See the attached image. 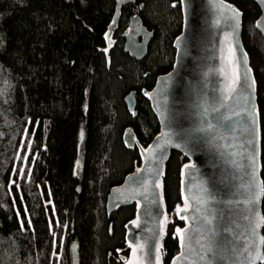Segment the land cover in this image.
<instances>
[{
	"label": "trees",
	"instance_id": "1",
	"mask_svg": "<svg viewBox=\"0 0 264 264\" xmlns=\"http://www.w3.org/2000/svg\"><path fill=\"white\" fill-rule=\"evenodd\" d=\"M178 1L137 0L153 33L139 60L124 50L133 4L123 6L108 53L116 0H0V264H126L125 225L136 208L108 214L107 197L140 165L125 133L134 130L146 146L160 131L143 90L174 66L183 28ZM228 1L244 13L243 40L258 81L264 179V37L255 27L261 12L252 0ZM186 162L173 151L164 177L173 215L165 264L180 250L176 228L183 222L174 213Z\"/></svg>",
	"mask_w": 264,
	"mask_h": 264
},
{
	"label": "water",
	"instance_id": "2",
	"mask_svg": "<svg viewBox=\"0 0 264 264\" xmlns=\"http://www.w3.org/2000/svg\"><path fill=\"white\" fill-rule=\"evenodd\" d=\"M252 1L261 12L255 27L264 37V0ZM178 2L183 28L174 41V66L157 78L152 89L143 90L159 120L160 131L146 146L134 130L125 133V144L139 149L140 165L111 188L106 209L112 214L135 205V215L125 225L130 249L129 256L123 257L126 264L130 260L133 264H156L154 246H159V264H165L163 241L169 213L164 177L172 152H180L187 162L181 169L179 205L184 206L187 196L191 206L179 215L175 209L177 219L183 222L177 228L188 231L184 245L179 241L180 250L169 264H264V244L259 242L264 226L256 229L257 235L252 232L255 214L264 217V194L255 205L246 203L257 195V189L250 187L253 153L257 181L264 179L258 81L243 40L244 13L228 0ZM128 4H134L135 12L123 33L124 50L141 60L148 53L153 33L142 24L140 10L144 3L138 5L137 0H116V11L105 35L106 50L109 53L113 47L122 8ZM233 13L238 15L233 18ZM134 26L135 31H131ZM230 49L235 51L236 63ZM127 101L134 111L136 104L130 98ZM169 139L171 143H165ZM156 182L162 187L156 188ZM165 215L167 222L162 224ZM205 218L212 223L206 224ZM160 228L163 230L155 235ZM140 244L145 247L140 249ZM209 245L211 251L207 250Z\"/></svg>",
	"mask_w": 264,
	"mask_h": 264
},
{
	"label": "snow or ice",
	"instance_id": "3",
	"mask_svg": "<svg viewBox=\"0 0 264 264\" xmlns=\"http://www.w3.org/2000/svg\"><path fill=\"white\" fill-rule=\"evenodd\" d=\"M181 2H184V0H181ZM174 6H175V5H174ZM237 15H238V13H233V18H235ZM258 23H259V22H258ZM237 26H238V24H237ZM230 52H231V55H232V57H233V61H232V62H233V63H236V61H235V51H234L233 49H230ZM244 55H246V54H244ZM238 68H239V64L237 63V66H236V78H237V81L240 80V76H239ZM246 71H250V69H246ZM232 91H235V89H232ZM211 127H212V126L209 125V128H211ZM81 135L83 136V133H81ZM164 135H165V136H168L169 134H168V133H165ZM165 143H171V140H170V139H169V140H166ZM249 143H252V142L249 141ZM176 146L179 147L180 145L177 144ZM158 147H163V146L158 145ZM251 159H252V169H253V171H252V173H251L250 187H255V188L257 189V195L254 196V197L252 198V200L247 201L246 203H250V204H252V205H255L256 200L260 197V195L264 194V182H258V181H257L256 171H255L256 163H255V154H254V153H253ZM188 167H190V166H189V165H185V168H188ZM155 187H156V188H160V187H162V185H161L160 182H156V183H155ZM190 206H191V205L189 204V199H188L187 196H185V197H184V206H183V207H181L180 205H177V206H176V212H177V215H179L181 212H187L188 209L190 208ZM197 211H199V209H197ZM255 216H256V223H255L254 226L252 227V232H253L254 235H257L256 229L259 228V227L264 226V217L260 216L259 213H256ZM180 219H182V220H187L188 217H187V216H180ZM193 219H195V217H193ZM166 222H167V217H166V215H165V219H164V221H162L161 223L163 224V223H166ZM205 223H206V224H211L212 221H210V220H206V218H205ZM162 230H163V229L160 228L159 231H157V232L155 233V235H159V232L162 231ZM187 231H188L187 229H180V228H177V229H176V235H177V237L179 238V241H180V243H181L182 246L184 245V242H185V233H186ZM193 231H199V229H195V230H193ZM211 231H212V230L209 229V232H211ZM213 235H214V233H213ZM189 239H191V237H189ZM259 242H260L261 244H264V236L259 237ZM138 247H139L140 249H143V248L145 247V244H140V245H138ZM154 247H155L156 264H159V256H160V254H159V246H154ZM73 248H75V245H73ZM207 250H208V251H211V250H212V248H211L210 245L208 246ZM133 254L135 255V249H134V251H133ZM182 255H183V254H182ZM257 258H259V257H257ZM201 259H205V257H201ZM128 264H133V261H131V260L128 261ZM150 264H151V262H150Z\"/></svg>",
	"mask_w": 264,
	"mask_h": 264
},
{
	"label": "rangeland",
	"instance_id": "4",
	"mask_svg": "<svg viewBox=\"0 0 264 264\" xmlns=\"http://www.w3.org/2000/svg\"><path fill=\"white\" fill-rule=\"evenodd\" d=\"M132 28H134V30H135V29H136V26L131 27V29H132ZM79 157H80V156H79ZM80 162H81V157H80L79 161L76 163L77 170H78L79 167H80ZM174 214H175V213H174ZM172 216H173V215H171V216L169 215V220L172 219Z\"/></svg>",
	"mask_w": 264,
	"mask_h": 264
},
{
	"label": "bare ground",
	"instance_id": "5",
	"mask_svg": "<svg viewBox=\"0 0 264 264\" xmlns=\"http://www.w3.org/2000/svg\"><path fill=\"white\" fill-rule=\"evenodd\" d=\"M134 5V4H133ZM113 20V19H112ZM111 25V24H110ZM109 29V28H108ZM108 31V30H107ZM106 35V34H105Z\"/></svg>",
	"mask_w": 264,
	"mask_h": 264
},
{
	"label": "flooded vegetation",
	"instance_id": "6",
	"mask_svg": "<svg viewBox=\"0 0 264 264\" xmlns=\"http://www.w3.org/2000/svg\"><path fill=\"white\" fill-rule=\"evenodd\" d=\"M134 30V28H132V31Z\"/></svg>",
	"mask_w": 264,
	"mask_h": 264
}]
</instances>
